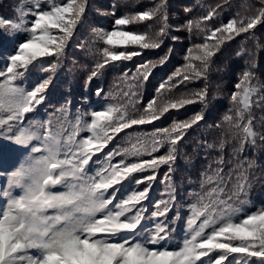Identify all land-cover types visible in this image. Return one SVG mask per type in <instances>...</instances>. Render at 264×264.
<instances>
[{
  "label": "snow or ice",
  "instance_id": "obj_1",
  "mask_svg": "<svg viewBox=\"0 0 264 264\" xmlns=\"http://www.w3.org/2000/svg\"><path fill=\"white\" fill-rule=\"evenodd\" d=\"M120 2L129 7L130 0ZM225 6L232 8L231 0L201 6L200 16L186 7L189 15L173 26L168 0L119 15L114 3L110 12L96 10L113 18L111 26L87 31L89 0H19L14 16L0 15V264H264V201L251 199L258 165L249 157L264 147V115L256 117V109L264 112V86L253 83L255 61L211 124L207 87L180 91L207 80L227 42L255 40L257 26L264 27V0H241L221 21ZM139 24L143 30L128 27ZM181 31L200 42L141 102L139 89L173 49L155 61L134 58L179 41L173 33ZM70 42L92 58L85 86L121 67L120 91L97 85L93 101L84 93L76 100L69 89L54 104L50 88ZM195 103L199 112L171 119ZM205 127L218 135L193 138ZM189 146L200 158L187 179L191 191L174 179L178 160L192 161ZM158 182L166 198L153 203Z\"/></svg>",
  "mask_w": 264,
  "mask_h": 264
},
{
  "label": "trees",
  "instance_id": "obj_2",
  "mask_svg": "<svg viewBox=\"0 0 264 264\" xmlns=\"http://www.w3.org/2000/svg\"><path fill=\"white\" fill-rule=\"evenodd\" d=\"M233 7H224L221 12L220 20L226 21L237 11L241 0H231ZM19 3V0H0V15L14 16L13 5ZM92 6L91 11L87 13L89 19L85 24L84 30L87 31L92 26L109 28L112 24L113 18L111 16H102L96 10L100 11H111L112 5L117 4V14H121L128 10H143L145 6H150L152 0H130L129 7L126 8L120 0H89ZM218 3H222V0H168V12H169V22L176 26L178 23H183L185 18L189 15L184 13V8H192L193 12L190 14L192 16L202 15L201 6L207 8L208 6H215ZM251 3L259 6V0H251ZM243 13V9H240ZM129 28L134 30H143L144 24L130 25ZM256 31V39L248 40L242 43L241 37H236L235 40L227 42L224 54L221 56L217 53L219 59H216V63L209 69V74L207 80H195L191 83L186 82V86H181V92H191L193 90H198L207 87L209 93V106L205 109V117L208 120V124H211L213 120H218L226 111L228 104V96L233 90V84L236 82V78L239 73L246 67L250 65L251 61H255V68L252 69L257 77L253 83L259 82L264 86V27L258 25ZM179 35L181 39L176 42L170 40L165 41L167 47L162 46L161 49L146 51L143 57H135L134 61L144 60H157L159 56H162L167 48H172V55L168 58V61L164 64L158 65L149 77V80L143 84L139 89L141 94V102H146L149 98L155 96L156 89L159 84L164 82L168 76L181 66L184 62L183 57L186 54L187 48L191 47L192 43L200 42L199 37L194 33L189 37L186 31H181L178 33H173ZM83 38V37H82ZM245 49L244 54L237 56L236 52L241 49ZM77 63L73 66L72 61ZM82 65H85L82 67ZM92 66V58L85 57L83 51L78 48L73 47L69 44L68 49H66V57L63 65L58 72V80L54 79V87L50 88L52 92V100L55 104L57 100H60L62 95L68 92L69 89L74 94L76 100L81 98V94L84 93L89 96V98L95 101V97L91 95L93 90L97 85L104 88L105 92L111 90L114 94L123 87L122 82L118 79L122 75V69L117 67L116 69H109L100 79H94L90 84L85 86L84 81L87 76V68ZM3 67L2 61H0V68ZM128 68H133V62H127ZM73 69L71 73L68 69ZM34 79V77L29 78ZM119 98V97H118ZM80 105L77 104V107ZM199 103L186 105L183 109L179 110L177 115L172 116L171 119H186L193 116L196 112L200 111ZM220 109V111H217ZM264 112L260 109H256V117L259 119ZM156 123H160L157 121ZM171 120L166 121L163 126H168ZM147 131H151V126H148ZM202 134H206L209 139L218 135L217 132L205 128H201L192 133L193 138L200 137ZM111 146V145H110ZM192 156L191 163L185 159H179L177 162V171L174 174V179L178 182L181 178L184 180L183 187L187 191H191V186L187 185V179L192 175V163L199 164L198 157H195L191 153V146L185 149ZM249 157L256 160L258 165L254 169V174L257 177L256 183L254 184L253 191L251 193V199L254 204L259 205L261 201H264V147L256 152L249 153ZM165 169L162 167L160 172L161 175L158 176V181L161 180L162 174ZM194 178V177H193ZM2 182V181H0ZM165 188L163 183H156L153 186V191L150 196L153 198V203L156 199L164 196ZM175 211V210H173ZM186 211V209H185ZM171 215V213H170ZM177 229V233L182 235L180 229L179 221H176L173 225ZM174 233L173 235H176Z\"/></svg>",
  "mask_w": 264,
  "mask_h": 264
}]
</instances>
